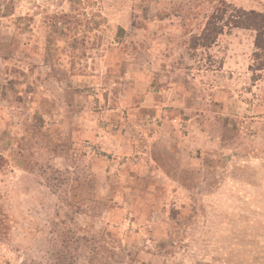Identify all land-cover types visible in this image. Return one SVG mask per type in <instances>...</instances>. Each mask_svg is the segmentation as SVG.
<instances>
[{
  "label": "rangeland",
  "instance_id": "374dc122",
  "mask_svg": "<svg viewBox=\"0 0 264 264\" xmlns=\"http://www.w3.org/2000/svg\"><path fill=\"white\" fill-rule=\"evenodd\" d=\"M221 1L0 0V264H264V69Z\"/></svg>",
  "mask_w": 264,
  "mask_h": 264
},
{
  "label": "trees",
  "instance_id": "16d2710c",
  "mask_svg": "<svg viewBox=\"0 0 264 264\" xmlns=\"http://www.w3.org/2000/svg\"><path fill=\"white\" fill-rule=\"evenodd\" d=\"M225 28L246 29L255 33L254 70L264 69V12L235 8L221 1L207 17L200 36L195 40L199 41L202 47H210Z\"/></svg>",
  "mask_w": 264,
  "mask_h": 264
}]
</instances>
